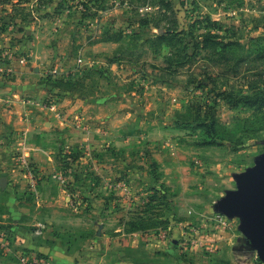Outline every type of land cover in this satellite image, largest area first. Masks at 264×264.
Segmentation results:
<instances>
[{"label":"rangeland","instance_id":"obj_1","mask_svg":"<svg viewBox=\"0 0 264 264\" xmlns=\"http://www.w3.org/2000/svg\"><path fill=\"white\" fill-rule=\"evenodd\" d=\"M167 30L173 43L157 46ZM4 122L6 179L30 205L42 186L55 195L52 232L72 247L123 239L173 264H263L213 205L264 153V0H0ZM30 124L52 152L33 164ZM12 238L0 255L18 259Z\"/></svg>","mask_w":264,"mask_h":264},{"label":"crops","instance_id":"obj_2","mask_svg":"<svg viewBox=\"0 0 264 264\" xmlns=\"http://www.w3.org/2000/svg\"><path fill=\"white\" fill-rule=\"evenodd\" d=\"M13 97L18 98L19 96L14 94ZM16 99L12 98L10 103H14L17 105V107H20L21 105L16 101ZM18 114L21 115L19 111L13 109L12 112L10 111L8 113L7 117H9L11 121H13V119L17 121L21 119L23 120L24 115L19 117L17 116ZM97 119L99 118L97 117ZM57 120L58 122L60 121V119ZM11 121L9 123H12ZM8 125L9 124L6 122H4V124H0V152L2 151V153L10 150L9 145L11 143L9 144L8 142H5L4 137L7 136L4 134V130L7 132L9 127H11ZM23 130L24 142L22 144L23 147H21V150L25 155L27 154L30 157L28 160L30 163H35V161L32 160V157H36L38 155L40 156V152L46 155L52 153L48 152L51 150V148L49 144L45 143L42 136L32 134L34 133L33 131H36L35 127H32L30 124ZM59 131V136L64 137L69 143H72V141H70L72 136L69 137V135H67L68 131L62 130V128H59ZM68 147L71 148L70 146ZM48 160L52 161V157H49ZM40 161L41 162H38L37 164L40 163L39 165L43 167L44 165L48 168L53 166V164L48 163L45 157ZM73 161L74 160H72V162ZM6 171L7 167L5 164L0 163V180L2 178L6 179V175H4ZM6 181L8 185L6 187L7 189L5 188L6 190H3L0 186L1 193L3 195L6 194L9 199L8 202L1 204L0 207V233H6L8 238L10 235L13 236L12 241L14 240L16 246L25 252H32L46 256L50 261V264H173L169 261V259L172 258H146L152 256L145 255L143 257L142 254L138 255L139 249L137 247H140V243L135 242L137 243V246L135 243L127 244L126 240L123 239L118 241L120 250L117 251L109 250V247L106 248L108 250L101 249L98 252H95L94 249H92L94 247H91L90 249H76L75 246L72 247L68 241L65 242L59 235L56 236V234L53 233L59 228L57 225L61 219L59 216L61 211L60 209L61 207H64V205L60 203L59 200L56 201V203L50 201L49 198L52 200H57L55 195L50 194L47 188L42 186V192L38 191V197H36L38 199L37 204L30 205V203H28L26 200L27 196H23L21 193L17 192V180L15 179L14 181L7 178ZM34 184L31 186H33L35 190L40 188L36 186V183ZM42 184L49 185V182L45 180L42 182ZM68 192L69 190L59 189V191H57L58 198H65L66 196L70 195V192ZM34 227L38 228L34 229ZM124 236L127 235L125 234ZM96 242L98 243L99 240H96ZM134 247H136L134 249L135 254H133L132 258H130V248ZM5 256L0 255V264H17V258L13 259L9 258L8 255L6 257ZM10 256L13 257L14 255L10 254Z\"/></svg>","mask_w":264,"mask_h":264},{"label":"water","instance_id":"obj_3","mask_svg":"<svg viewBox=\"0 0 264 264\" xmlns=\"http://www.w3.org/2000/svg\"><path fill=\"white\" fill-rule=\"evenodd\" d=\"M233 178L237 188L226 191L213 205V212L230 220L239 219L246 245L264 264V153L255 158L253 167L233 174ZM0 186L6 188V179L0 180ZM101 234L102 227L97 235Z\"/></svg>","mask_w":264,"mask_h":264},{"label":"built area","instance_id":"obj_4","mask_svg":"<svg viewBox=\"0 0 264 264\" xmlns=\"http://www.w3.org/2000/svg\"><path fill=\"white\" fill-rule=\"evenodd\" d=\"M56 178L61 182L65 183V180L61 175H56ZM0 245L8 249L9 242L7 236L4 233H0ZM18 264H50V261L46 256L32 253V252H25L19 251L18 252Z\"/></svg>","mask_w":264,"mask_h":264},{"label":"trees","instance_id":"obj_5","mask_svg":"<svg viewBox=\"0 0 264 264\" xmlns=\"http://www.w3.org/2000/svg\"><path fill=\"white\" fill-rule=\"evenodd\" d=\"M175 36H177L175 31L171 32V31L167 30L163 34L156 35L153 38V40L157 46L162 47L166 44H168V45L172 44ZM119 37H121V35ZM109 41H112V39H110ZM114 41H120V40H114Z\"/></svg>","mask_w":264,"mask_h":264}]
</instances>
